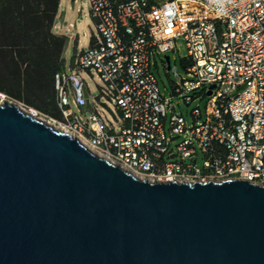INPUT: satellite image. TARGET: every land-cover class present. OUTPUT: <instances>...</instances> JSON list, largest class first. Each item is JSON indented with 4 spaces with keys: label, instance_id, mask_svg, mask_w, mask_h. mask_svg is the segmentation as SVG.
<instances>
[{
    "label": "built area",
    "instance_id": "obj_1",
    "mask_svg": "<svg viewBox=\"0 0 264 264\" xmlns=\"http://www.w3.org/2000/svg\"><path fill=\"white\" fill-rule=\"evenodd\" d=\"M89 4L98 32L77 51L71 71L55 75L62 117L34 108L30 113L152 182L247 177L263 184L264 0ZM179 37L187 48L181 57L185 75L174 66L177 79L166 95L155 69L160 58L169 73L166 55L179 50ZM84 68H95L106 83L119 112L116 125L88 94ZM175 97L192 105L190 119Z\"/></svg>",
    "mask_w": 264,
    "mask_h": 264
},
{
    "label": "water",
    "instance_id": "obj_2",
    "mask_svg": "<svg viewBox=\"0 0 264 264\" xmlns=\"http://www.w3.org/2000/svg\"><path fill=\"white\" fill-rule=\"evenodd\" d=\"M0 264H264V183L152 182L7 99Z\"/></svg>",
    "mask_w": 264,
    "mask_h": 264
},
{
    "label": "trees",
    "instance_id": "obj_3",
    "mask_svg": "<svg viewBox=\"0 0 264 264\" xmlns=\"http://www.w3.org/2000/svg\"><path fill=\"white\" fill-rule=\"evenodd\" d=\"M61 0H0V92L56 118L55 75L68 37L53 28Z\"/></svg>",
    "mask_w": 264,
    "mask_h": 264
},
{
    "label": "rangeland",
    "instance_id": "obj_4",
    "mask_svg": "<svg viewBox=\"0 0 264 264\" xmlns=\"http://www.w3.org/2000/svg\"><path fill=\"white\" fill-rule=\"evenodd\" d=\"M90 0H61L58 11V19L56 21V28L59 32H62L68 37L66 52H65V67L66 72H70L74 58L77 51L87 49L94 38V35L98 32L97 20L92 15V11L89 4ZM177 51H169L171 55V69L169 73L166 72L160 58H158V68L155 69L159 79V85L161 90L166 94L170 95L172 92V80H176V72L173 69L177 66V72L185 75L184 62L181 57L187 53V48L183 37H179ZM80 73L87 83L88 94L95 96L96 102L99 104L100 109L104 112L108 121L116 125L117 117L119 112L116 109L115 103L106 91L107 85L104 80L100 77L95 68L81 69ZM4 93V92H3ZM6 94V93H5ZM6 98L0 94V103ZM176 102L180 106V110L183 114L190 119L191 106H187L183 99L175 97ZM25 112L30 113L31 108L25 105L22 101L14 100ZM35 109V108H34ZM41 120H47L48 118L44 115L39 114ZM46 122V121H45ZM51 125L55 129H59V125L50 121ZM49 124V125H50Z\"/></svg>",
    "mask_w": 264,
    "mask_h": 264
},
{
    "label": "crops",
    "instance_id": "obj_5",
    "mask_svg": "<svg viewBox=\"0 0 264 264\" xmlns=\"http://www.w3.org/2000/svg\"><path fill=\"white\" fill-rule=\"evenodd\" d=\"M157 0H153V2H156ZM57 19H58V14H57V17H56V20H55V24H54V28H53V30L56 32V33H59V34H63L62 32H59L58 30H57V28H56V21H57ZM65 52H66V48H65V51H64V57H65ZM65 61H66V59H65Z\"/></svg>",
    "mask_w": 264,
    "mask_h": 264
},
{
    "label": "bare ground",
    "instance_id": "obj_6",
    "mask_svg": "<svg viewBox=\"0 0 264 264\" xmlns=\"http://www.w3.org/2000/svg\"><path fill=\"white\" fill-rule=\"evenodd\" d=\"M45 121V120H44Z\"/></svg>",
    "mask_w": 264,
    "mask_h": 264
}]
</instances>
